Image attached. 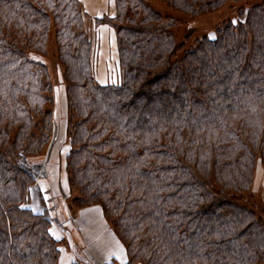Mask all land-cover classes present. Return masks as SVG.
<instances>
[{"label":"trees","instance_id":"16d2710c","mask_svg":"<svg viewBox=\"0 0 264 264\" xmlns=\"http://www.w3.org/2000/svg\"><path fill=\"white\" fill-rule=\"evenodd\" d=\"M151 1L114 0L113 15L87 21L80 0H0V264H59L61 240L47 211L26 205L35 179L22 165L57 121L69 206L100 207L122 264H264V221L237 202L264 168V0ZM204 14L216 19L189 25ZM99 24L117 59L105 83Z\"/></svg>","mask_w":264,"mask_h":264},{"label":"rangeland","instance_id":"374dc122","mask_svg":"<svg viewBox=\"0 0 264 264\" xmlns=\"http://www.w3.org/2000/svg\"><path fill=\"white\" fill-rule=\"evenodd\" d=\"M247 1L256 2L260 0ZM150 3H152L151 0ZM154 7L163 14L173 11L163 3H155ZM215 19L216 14L215 16L204 14L194 23L190 22L189 25H206L214 22ZM86 20L91 21V18L88 16ZM183 27L182 24L178 26V34H182ZM100 28L91 27L96 40L94 67L96 79L105 83L116 80L118 70L114 32L107 24ZM46 59L53 84L57 85L59 73L53 65L55 48L52 35L48 41ZM55 107L56 115L61 118L65 109L62 93H60ZM59 122L61 121H57L54 127L48 147L43 149L41 154L22 162L23 167L35 179V183L30 189V201L26 205L35 211L46 210L52 217L51 233L62 243L59 264H105L111 258L115 259V264H122L126 261L124 248L112 231L110 224L104 219L100 207L91 205L78 210L69 206L75 191L68 193L64 171V154L67 149V141L63 127L60 126ZM263 184L264 168L258 164L253 170L249 190L239 194L237 202L247 206L256 217L264 221Z\"/></svg>","mask_w":264,"mask_h":264},{"label":"crops","instance_id":"0c3cea01","mask_svg":"<svg viewBox=\"0 0 264 264\" xmlns=\"http://www.w3.org/2000/svg\"><path fill=\"white\" fill-rule=\"evenodd\" d=\"M80 2L82 4L84 11L87 13V15L91 19H93L94 17H99L103 14H107L111 16L114 13L113 11L114 10V0H80ZM101 26H106V24H102V25L100 24L97 27L100 28ZM98 40L100 41L99 37H98ZM100 45H101V41H100Z\"/></svg>","mask_w":264,"mask_h":264},{"label":"snow or ice","instance_id":"6c2138e0","mask_svg":"<svg viewBox=\"0 0 264 264\" xmlns=\"http://www.w3.org/2000/svg\"><path fill=\"white\" fill-rule=\"evenodd\" d=\"M210 38L214 39V37H210Z\"/></svg>","mask_w":264,"mask_h":264}]
</instances>
